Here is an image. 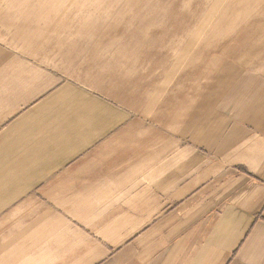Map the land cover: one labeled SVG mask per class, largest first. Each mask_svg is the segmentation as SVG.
<instances>
[{
  "label": "crops",
  "instance_id": "1",
  "mask_svg": "<svg viewBox=\"0 0 264 264\" xmlns=\"http://www.w3.org/2000/svg\"><path fill=\"white\" fill-rule=\"evenodd\" d=\"M7 16L0 264H264V63L201 107L198 82L25 47Z\"/></svg>",
  "mask_w": 264,
  "mask_h": 264
},
{
  "label": "rangeland",
  "instance_id": "2",
  "mask_svg": "<svg viewBox=\"0 0 264 264\" xmlns=\"http://www.w3.org/2000/svg\"><path fill=\"white\" fill-rule=\"evenodd\" d=\"M0 7L9 25L23 23L25 47L30 39L75 58L100 54L84 47H114L121 76L130 74L129 61L144 75L183 76L199 83L201 107L225 102L224 87L236 82L230 73H256L264 63V0H8Z\"/></svg>",
  "mask_w": 264,
  "mask_h": 264
}]
</instances>
